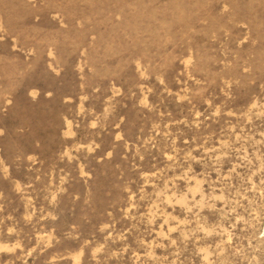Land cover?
<instances>
[{
  "label": "rangeland",
  "instance_id": "1",
  "mask_svg": "<svg viewBox=\"0 0 264 264\" xmlns=\"http://www.w3.org/2000/svg\"><path fill=\"white\" fill-rule=\"evenodd\" d=\"M0 264H264V0H0Z\"/></svg>",
  "mask_w": 264,
  "mask_h": 264
}]
</instances>
